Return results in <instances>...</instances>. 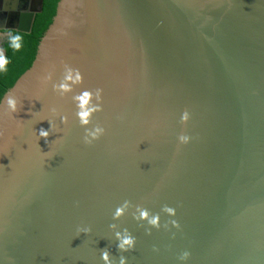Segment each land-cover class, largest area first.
<instances>
[{"label": "water", "instance_id": "95a60500", "mask_svg": "<svg viewBox=\"0 0 264 264\" xmlns=\"http://www.w3.org/2000/svg\"><path fill=\"white\" fill-rule=\"evenodd\" d=\"M42 5L0 0V21L29 33ZM64 65L82 74L77 92L102 89L91 145L70 95L43 83ZM5 95L22 106L0 101V264H103L105 249L126 264H181L185 250L183 264H264V0H60ZM137 206L161 227L133 219Z\"/></svg>", "mask_w": 264, "mask_h": 264}, {"label": "clouds", "instance_id": "9594fccd", "mask_svg": "<svg viewBox=\"0 0 264 264\" xmlns=\"http://www.w3.org/2000/svg\"><path fill=\"white\" fill-rule=\"evenodd\" d=\"M7 39V47L10 48L13 52H18L23 46V36L21 31L6 29L5 31ZM9 63L8 57L4 54V50L0 49V73L7 71V66ZM83 77L79 69L64 65L62 76L59 79H54L53 74L49 72L43 78V83L45 86L50 85L52 91L60 97L70 95L71 101L75 107V117L78 120L79 124L83 127V136L81 137L82 142L86 145H91L93 142L99 140L102 136L105 135V128L100 124H91V121L94 115L103 110L102 107V89L96 88L94 91H89L87 89H81L76 91V88L82 84ZM3 105L10 113H16L18 111V105H21V102L13 95H5L3 97ZM55 111V108L51 109ZM190 118V114L185 109L180 116L181 122H186ZM67 117L64 115L60 116V122L66 123ZM49 122V121H48ZM91 125V126H89ZM49 129L45 130L41 127L38 130L37 135L40 138H44L47 142V137L50 132H52V124L49 122ZM191 137L186 133H181L177 136L178 145H187L191 142ZM130 205L127 200L123 201L121 204L115 207L114 211L111 213V218L113 221L119 220L122 216L127 213ZM162 211L167 213L169 216H175V209L165 205L162 208ZM133 219L140 221H145L147 225H150L153 228L159 229L161 227L159 220L160 217L158 214H150L147 209L136 207V213L133 214ZM173 227H178V222L175 219L170 221ZM110 229H113V236L116 241V248L120 253L129 251L134 247L135 238L128 232L127 229L117 230V224L111 223L108 225ZM78 231L87 233L89 228L84 227L78 229ZM156 251V249H154ZM191 253L187 250L181 252L178 257V260L181 261V264L185 262ZM100 260L103 264H126V257L120 255L118 261L113 257H110V253L107 249L101 250L99 255Z\"/></svg>", "mask_w": 264, "mask_h": 264}, {"label": "trees", "instance_id": "16d2710c", "mask_svg": "<svg viewBox=\"0 0 264 264\" xmlns=\"http://www.w3.org/2000/svg\"><path fill=\"white\" fill-rule=\"evenodd\" d=\"M60 0H43L42 11L35 15L29 33L21 32L23 46L20 51L13 52L3 45L5 55L9 59L7 71L0 73V101L5 93L14 86L16 81L32 66L38 51V46L56 14Z\"/></svg>", "mask_w": 264, "mask_h": 264}, {"label": "crops", "instance_id": "0c3cea01", "mask_svg": "<svg viewBox=\"0 0 264 264\" xmlns=\"http://www.w3.org/2000/svg\"><path fill=\"white\" fill-rule=\"evenodd\" d=\"M33 6H34V4H33ZM7 23H9L8 20H6L5 23H2V21H0V49H3V45L7 41L6 35H5V31L8 27Z\"/></svg>", "mask_w": 264, "mask_h": 264}]
</instances>
